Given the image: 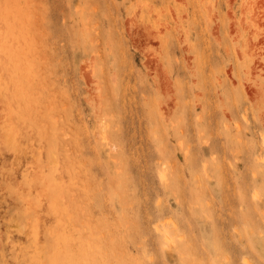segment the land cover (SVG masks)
<instances>
[{
    "label": "rangeland",
    "instance_id": "374dc122",
    "mask_svg": "<svg viewBox=\"0 0 264 264\" xmlns=\"http://www.w3.org/2000/svg\"><path fill=\"white\" fill-rule=\"evenodd\" d=\"M0 233V264H264V0H0Z\"/></svg>",
    "mask_w": 264,
    "mask_h": 264
},
{
    "label": "bare ground",
    "instance_id": "6f19581e",
    "mask_svg": "<svg viewBox=\"0 0 264 264\" xmlns=\"http://www.w3.org/2000/svg\"><path fill=\"white\" fill-rule=\"evenodd\" d=\"M13 175H15V174H13ZM8 176H12V175H9V174H8ZM9 178H10V177H9ZM13 178H15V176H14ZM0 234H2V233H0ZM163 235H164L165 238H167L168 233H167L166 230L163 231ZM6 236H7V235H6ZM7 238H8V237H7Z\"/></svg>",
    "mask_w": 264,
    "mask_h": 264
}]
</instances>
